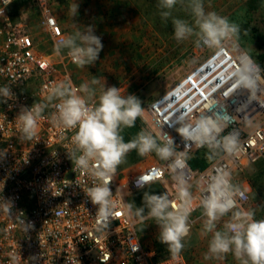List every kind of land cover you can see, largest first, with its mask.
Here are the masks:
<instances>
[{"label":"built area","instance_id":"built-area-1","mask_svg":"<svg viewBox=\"0 0 264 264\" xmlns=\"http://www.w3.org/2000/svg\"><path fill=\"white\" fill-rule=\"evenodd\" d=\"M32 1L50 43V53L40 50L33 36L12 20L9 7L13 0L8 5L0 0V87L10 86L15 94V100L0 103V150L7 151L4 157L0 154V264H188L183 253L172 259L170 253L159 257L144 247L137 221L125 211L129 194L155 183L175 198L172 174L164 161L138 173L117 170L110 189L114 211L119 215L107 225L98 223L97 208L84 193L93 181L75 168L67 155L74 148V130H65L52 120L58 101L47 100L51 88L61 82L71 81L79 88L72 73L76 64L67 50H56L57 41L65 35L49 0ZM193 52L200 60L149 103L142 117L149 129L170 135L177 151L183 150L182 138L176 131L181 116L195 119L209 108L215 110L223 105L232 115L224 134L239 131L236 153L208 160L203 169L191 168L187 160L185 172L192 185L195 208L189 218L191 231L205 219L198 207L199 188L208 176L217 168L232 176L247 165L264 162V70L259 67L255 84L244 87L237 83V73L244 56L251 57L234 41L219 50L196 43ZM33 103L47 107L38 122L36 137L21 141L16 116L22 106L31 107ZM201 149L207 148L192 147L189 155ZM142 176L149 179L141 180ZM232 183L243 193L237 200L246 210L250 201L247 187L233 178ZM137 245L138 250L133 252Z\"/></svg>","mask_w":264,"mask_h":264},{"label":"clouds","instance_id":"clouds-1","mask_svg":"<svg viewBox=\"0 0 264 264\" xmlns=\"http://www.w3.org/2000/svg\"><path fill=\"white\" fill-rule=\"evenodd\" d=\"M11 2L5 0L7 5ZM178 4L193 17L192 24L183 19H172L174 38L178 43L195 37L197 44L219 50L238 37L239 25L215 11L206 12L203 0H158L164 22L172 16V10ZM78 9L77 2L70 6L72 18L78 15ZM103 47L102 38L95 34V25H83V30L77 28L56 43V50H67L68 57L81 68L94 66ZM260 71L259 66L245 55L237 73V83L252 87ZM90 84L98 85L100 80L94 78ZM8 100H15L12 88L0 87V103ZM47 100L58 101L54 104L56 111L52 113V120L65 130H74L71 137L74 148L67 151V155L73 166L88 174L93 181L84 193L97 208L98 223L107 225L118 214L114 211L110 182L131 151L135 150L142 157L154 153L168 164L175 198H170L167 190L161 194L143 191L142 206L128 203L125 211L141 222L155 221L158 241L167 246L172 259L178 257L185 247V238L190 234L189 218L195 210L192 185L185 172L187 160L192 158L189 155L191 148H207L209 160L232 155L239 149V131L233 129L224 134L232 123V115L227 109L221 105L215 110L209 108L207 113L195 119L179 117L176 131L182 138L183 150L177 151V144L170 135L151 129H142L125 142L122 131L134 127L137 119L143 117L145 109L134 94L123 95L119 87H106V80L98 96L88 83L76 88L71 81H64L51 88ZM46 107L47 104L39 103L21 107L16 116L21 141L36 137L37 125ZM6 153V150H0L2 157ZM141 180H145L143 176ZM140 187L143 188V185ZM199 191L198 207L205 218L203 231L212 234L204 258L222 260L231 253L239 264H264V219H255L254 211L239 206L237 196L243 193L232 183L230 173L217 168ZM226 216L229 219L217 229L218 223ZM137 250L138 245L133 252ZM11 259L15 262L16 256L13 254Z\"/></svg>","mask_w":264,"mask_h":264},{"label":"rangeland","instance_id":"rangeland-1","mask_svg":"<svg viewBox=\"0 0 264 264\" xmlns=\"http://www.w3.org/2000/svg\"><path fill=\"white\" fill-rule=\"evenodd\" d=\"M116 1L119 0H49V4L65 36L71 34L70 30L72 33L77 28L83 30V25H95V34L102 38L104 47L95 65L83 68L76 65L72 68L73 77L79 86L88 83L96 90L98 96L99 89L106 80V87H119L123 95L134 94L141 100L145 109L200 60V56L193 52L195 37L180 43L174 38L172 19L179 18L192 24L193 17L178 4L172 10V16L164 22L160 16L162 9L158 7V0H131L129 7L125 5L126 9L131 10V17L121 18V21L124 20L126 23L125 28L124 22H115L116 17L109 12L113 7L111 3L115 4ZM75 2L79 4L78 15L72 18L70 6ZM203 2L206 12L215 11L239 25L240 31L234 44L264 70V1L257 10L249 9V0H203ZM9 13L13 21L19 22L25 31L33 36L40 50L51 52L50 43L39 25L40 15L32 0H13ZM118 15L120 14L116 15L119 19ZM61 17L66 20V27L60 22ZM130 24L131 32L127 28ZM94 78H98L100 84L91 85L90 82ZM136 124V131L131 128L122 131L125 142L134 138L142 129H149L142 118L137 119ZM208 160L207 158L206 162ZM162 162L153 153L141 156L139 162L122 166L117 170L127 174L138 173L151 164ZM231 177L236 183L244 184L249 191L250 201L246 210L254 211L255 219H264V186L261 193H256L257 196L252 195V185H257L258 188L259 185H264V162L247 165L240 173H235ZM152 186L129 194L126 205L134 202L136 206H142V200L136 199L135 195L139 197L143 196V191L152 192ZM131 218L137 221V232L144 247L158 253L159 257L166 256L169 251L167 246L157 239L158 226L155 221L141 222L134 216ZM203 224L204 220L199 221L185 238V247L181 253L187 263L239 264L231 253L222 260L204 258L212 234L204 233ZM222 225L220 221L217 229Z\"/></svg>","mask_w":264,"mask_h":264},{"label":"trees","instance_id":"trees-1","mask_svg":"<svg viewBox=\"0 0 264 264\" xmlns=\"http://www.w3.org/2000/svg\"><path fill=\"white\" fill-rule=\"evenodd\" d=\"M263 1L264 0H249L248 7L251 10H257L258 8H261V6L263 4ZM244 29H245V27H244ZM136 128H137V124L135 123V126L131 127V129L136 131L135 130ZM132 152H130L127 155V157H126L127 159L124 161V163H122L118 167V169H121L122 166H126V165H129V164L137 163V162H139L141 160V156H139L135 150H133ZM207 153H208L207 149H201L200 151H197L192 156V158L188 160L189 166L191 168H193V169H203L206 166ZM262 182H263V180H262ZM152 185H153L152 186L153 187V191L152 192L155 193V194H161L162 192L165 191L160 183H155V184H152ZM263 186L264 185L261 184V186L259 185V188H258L257 185H255V186L252 185V188H253L252 195L257 196L256 195L257 192L261 193ZM135 198L136 199L140 198L142 200L143 196H139L138 197V196L135 195Z\"/></svg>","mask_w":264,"mask_h":264},{"label":"crops","instance_id":"crops-1","mask_svg":"<svg viewBox=\"0 0 264 264\" xmlns=\"http://www.w3.org/2000/svg\"><path fill=\"white\" fill-rule=\"evenodd\" d=\"M112 5H113V7L110 9L111 11H109L110 13H112V16L113 17H116L115 18V22H120L121 21V18H124V17H126V16H129V17H131V10L130 9H126V7H125V5H128V7H129V5H131V0H128V2L127 1H125V0H119V1H116L115 2V4L114 3H111ZM125 11V12H124ZM127 12V13H126ZM117 14H120V15H118L119 16V19H118V17L116 16ZM129 19H131V18H129ZM60 22L62 23V25L64 26V27H66L67 26V24H66V20L64 19V17H61V19H60ZM121 22H124L123 23V25L125 26V28H126V23H125V21L123 20V21H121ZM116 24V23H115ZM123 27V26H122ZM124 28V27H123ZM127 28L129 29V32H131V24L129 25V26H127ZM124 30H126V29H124ZM128 31V30H127ZM70 32L72 33V30H70Z\"/></svg>","mask_w":264,"mask_h":264},{"label":"snow or ice","instance_id":"snow-or-ice-1","mask_svg":"<svg viewBox=\"0 0 264 264\" xmlns=\"http://www.w3.org/2000/svg\"><path fill=\"white\" fill-rule=\"evenodd\" d=\"M157 175H158V173H157ZM144 179H145V180H148L149 177L145 176ZM117 215H119V213H118Z\"/></svg>","mask_w":264,"mask_h":264}]
</instances>
